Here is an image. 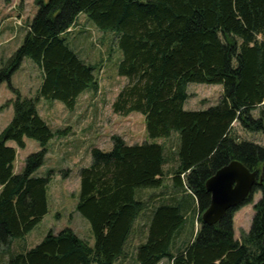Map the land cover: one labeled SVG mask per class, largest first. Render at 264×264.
Instances as JSON below:
<instances>
[{
    "label": "trees",
    "instance_id": "1",
    "mask_svg": "<svg viewBox=\"0 0 264 264\" xmlns=\"http://www.w3.org/2000/svg\"><path fill=\"white\" fill-rule=\"evenodd\" d=\"M34 4L37 12L22 45L0 70V85L7 82L13 95L6 103L13 109L12 120L0 133V253L10 249L13 240L24 238L48 213L51 173L47 177L35 173L60 132L39 115V101H58L71 111L81 95L97 86L95 66L63 38L80 15L97 29L117 35L122 53L117 70L127 84L112 104L113 112L124 117L143 115L149 139H173L176 145L129 146L114 136L110 152L92 148L90 166L79 172L76 211L89 222L93 246L70 229L50 232L36 247L9 254L6 264L125 261L134 223L147 205L137 192L164 188L167 176L172 189L184 191L196 202V236L188 243L182 234L185 217L180 203L162 204L153 211L133 264L163 260L262 264L264 147L240 141L233 125L264 134V0H34ZM25 58L42 73L35 96L29 98L10 83ZM190 83L221 85L220 103L205 111H184ZM257 110L261 116L254 119ZM25 139L36 141L40 149L15 174L17 150L25 149ZM171 152L174 164L167 171ZM232 161L262 179L254 189L261 197L253 207L250 230L239 241L234 237V213L252 203V198L214 225L201 220L211 200L206 182Z\"/></svg>",
    "mask_w": 264,
    "mask_h": 264
},
{
    "label": "rangeland",
    "instance_id": "2",
    "mask_svg": "<svg viewBox=\"0 0 264 264\" xmlns=\"http://www.w3.org/2000/svg\"><path fill=\"white\" fill-rule=\"evenodd\" d=\"M36 12L34 0H12L10 4L0 0V70L22 45L27 26ZM68 33L70 34L63 38L68 39L70 47L74 48L86 63L95 66L97 86L94 90H87L81 95L71 112L58 101H39V115L54 132H60L48 145L44 164L35 173L39 177H47L51 173L47 186L48 213L24 238L13 240L10 249L0 253V264H6L12 252L32 249L39 245L48 233L58 234L65 229L72 230L93 246L89 222L76 211L80 194L79 172L82 168L90 166L92 148L110 152L114 136L122 138L129 146L141 145L144 142L163 143L167 148L176 145L173 139H149L146 135L143 115L131 113L124 117L113 112L112 104L127 84V79L120 77L117 70L122 60V53L118 49L116 33L97 29L84 16L78 18L76 25ZM41 81L42 73L38 66L29 58H25L21 67L12 75L10 83L23 97L29 98L35 96ZM187 93L189 99L184 105V111H205L220 103L223 87L190 83L187 86ZM12 98L8 83H2L0 133L12 120L13 109L11 106H6ZM252 116L254 119L260 118V111L253 112ZM233 131L240 141L264 147L263 133L247 132L238 123L233 125ZM7 144L16 148L14 142ZM39 149L36 141L25 139V149L18 150L15 171L21 173L26 158ZM59 151L61 153H56ZM172 153H167L172 159L171 162L169 161V166L174 161ZM166 169L168 171V168ZM64 175L67 177L64 178ZM138 191L142 198H146L149 190ZM260 197V192L254 193L252 203L241 206L234 213L233 230L236 240L239 241L242 235L250 230L254 216L253 207ZM136 245L137 242L130 238L126 250L128 257L125 261L121 259L118 264L134 263Z\"/></svg>",
    "mask_w": 264,
    "mask_h": 264
},
{
    "label": "water",
    "instance_id": "3",
    "mask_svg": "<svg viewBox=\"0 0 264 264\" xmlns=\"http://www.w3.org/2000/svg\"><path fill=\"white\" fill-rule=\"evenodd\" d=\"M261 183L262 179L258 174L250 172L238 161L230 162L205 184L211 200L208 209L201 216L202 223H218L228 211L240 207L248 198H252L254 189Z\"/></svg>",
    "mask_w": 264,
    "mask_h": 264
},
{
    "label": "crops",
    "instance_id": "4",
    "mask_svg": "<svg viewBox=\"0 0 264 264\" xmlns=\"http://www.w3.org/2000/svg\"><path fill=\"white\" fill-rule=\"evenodd\" d=\"M80 16H84V15H80ZM175 138L177 137L175 136ZM56 153H61V151ZM17 154H18V150H17ZM173 164L170 166L167 165L166 168L171 169L173 167ZM14 173L18 174L19 172L17 173L14 170ZM164 186L166 188L162 187L156 190H149L148 194L146 195V198H143V200L147 202V205L146 208L144 209V212L135 221L134 229L131 237V239L133 238V240L137 242L136 245L137 247L146 240L147 229L151 222L154 209L165 203L171 205H176L177 203L181 204L183 215L185 217L182 234L187 236L188 243H191L196 236L198 230V222H197L198 211H197L196 202L189 195L185 194L184 191L176 192L174 189H172L173 185L171 181V176L164 177ZM118 263L119 262H117L116 264ZM160 264H169V262L167 260H163L161 261Z\"/></svg>",
    "mask_w": 264,
    "mask_h": 264
}]
</instances>
